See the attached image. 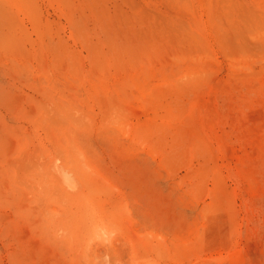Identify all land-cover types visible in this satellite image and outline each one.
<instances>
[{"label": "rangeland", "instance_id": "1", "mask_svg": "<svg viewBox=\"0 0 264 264\" xmlns=\"http://www.w3.org/2000/svg\"><path fill=\"white\" fill-rule=\"evenodd\" d=\"M0 264H264V0H0Z\"/></svg>", "mask_w": 264, "mask_h": 264}, {"label": "bare ground", "instance_id": "2", "mask_svg": "<svg viewBox=\"0 0 264 264\" xmlns=\"http://www.w3.org/2000/svg\"><path fill=\"white\" fill-rule=\"evenodd\" d=\"M51 170H52V172L55 173V175L57 176L56 179L58 178L61 186L64 189H66V190L71 189L73 191L76 189L75 187L77 186V183H76L74 177L70 176L68 169L64 168L63 166H61L55 162L54 164H52Z\"/></svg>", "mask_w": 264, "mask_h": 264}]
</instances>
